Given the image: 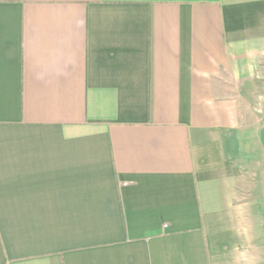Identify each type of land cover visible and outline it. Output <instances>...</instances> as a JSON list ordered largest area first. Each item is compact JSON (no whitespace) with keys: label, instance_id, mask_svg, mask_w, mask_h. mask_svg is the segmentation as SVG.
<instances>
[{"label":"crops","instance_id":"0c3cea01","mask_svg":"<svg viewBox=\"0 0 264 264\" xmlns=\"http://www.w3.org/2000/svg\"><path fill=\"white\" fill-rule=\"evenodd\" d=\"M0 264H264V0H0Z\"/></svg>","mask_w":264,"mask_h":264}]
</instances>
